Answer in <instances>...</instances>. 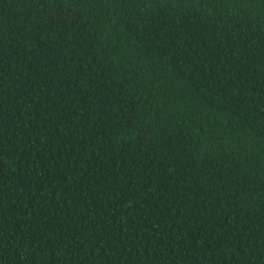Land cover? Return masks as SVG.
Listing matches in <instances>:
<instances>
[{
	"label": "trees",
	"instance_id": "16d2710c",
	"mask_svg": "<svg viewBox=\"0 0 264 264\" xmlns=\"http://www.w3.org/2000/svg\"><path fill=\"white\" fill-rule=\"evenodd\" d=\"M0 264H264V0H0Z\"/></svg>",
	"mask_w": 264,
	"mask_h": 264
}]
</instances>
